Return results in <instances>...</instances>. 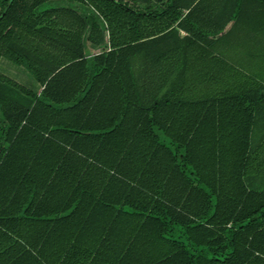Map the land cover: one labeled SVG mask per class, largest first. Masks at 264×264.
Listing matches in <instances>:
<instances>
[{"label":"trees","instance_id":"obj_1","mask_svg":"<svg viewBox=\"0 0 264 264\" xmlns=\"http://www.w3.org/2000/svg\"><path fill=\"white\" fill-rule=\"evenodd\" d=\"M250 8L264 12V0H0V60L41 86L0 71V254L238 264L245 248L225 242V225L250 220L253 197L264 205V191L245 182L250 100L264 86L233 90L212 107L220 145L191 146L202 137V115L197 135L171 133L170 93L159 97L153 83L159 52L173 48L180 28L191 36L177 46L187 48L186 40H210ZM106 30L110 49L88 56ZM251 235L243 229L234 240Z\"/></svg>","mask_w":264,"mask_h":264},{"label":"crops","instance_id":"obj_2","mask_svg":"<svg viewBox=\"0 0 264 264\" xmlns=\"http://www.w3.org/2000/svg\"><path fill=\"white\" fill-rule=\"evenodd\" d=\"M263 13V11L251 8L245 9L241 14L240 22L232 21L220 33L208 36L210 40L195 39L194 37V41L186 40V46L192 43L187 48L177 46L178 43L183 44L184 38L191 36L180 28L176 38L171 41L173 48L170 50H168V47L161 48L159 52L161 57L155 63V71L160 76L154 80L153 84L155 87L161 88L159 97H163L165 93H170L172 107L170 117L171 120H174V123L171 124V133L175 135L189 133L197 135L198 132L192 129L194 128L193 125L196 119L201 118V115L203 118L202 137H197L196 140L193 138L192 144L188 145H220L222 142L218 140L221 139L219 135L224 132L219 131L217 137H211L210 118L212 113H216L214 106L218 104V106L223 107L228 101L227 94H230L233 90L259 87L260 84L264 86V21L259 20L264 19ZM104 36L105 39L101 45L87 46L88 56L110 49L108 30L104 32ZM4 64L9 66L6 61ZM11 68L12 70L21 69L18 66H12ZM142 68L143 65H140L139 69ZM148 81L144 82L147 83ZM27 87L41 90L39 83L36 88ZM255 98L253 101L250 100L254 105L256 121L251 130L252 158L250 173L246 176L245 182L248 183L253 192L260 195L264 191V96L257 95ZM157 132L161 136L164 135L161 128H158ZM255 210L256 214L254 215ZM67 211L57 215L52 214L53 218L52 216L48 217V214L41 217L49 220L57 219L71 213ZM249 211L254 216L250 220L236 224L230 222L225 225V235L229 236V239L225 242L228 241L233 248H245L241 250V253L235 254L238 264H264V205L259 207L258 198L253 197ZM252 220H256V223L249 224ZM46 224L48 223L43 224V226ZM248 225L251 226L247 227ZM243 229L251 231L250 238H236L234 240V235ZM45 230L44 228L41 230L44 238L41 240L35 239L36 242L33 245H37V247L44 246L43 241L48 236L47 233H44ZM50 230H52L51 225L49 230L46 231ZM260 232L261 236L259 237ZM56 244L55 246H61L60 240ZM27 246H30V244ZM33 252L32 255L18 254L12 256L11 254L7 256L0 254V264L108 263L107 259H99L95 256L39 255L34 249ZM228 257L230 256H220V259L225 260Z\"/></svg>","mask_w":264,"mask_h":264},{"label":"rangeland","instance_id":"obj_3","mask_svg":"<svg viewBox=\"0 0 264 264\" xmlns=\"http://www.w3.org/2000/svg\"><path fill=\"white\" fill-rule=\"evenodd\" d=\"M55 4L62 5V4H65V3L63 1H58ZM46 5L50 6L51 3H48ZM5 61L9 64V66L4 64ZM10 66L11 67L12 66H18L21 69L12 70V68ZM0 71L5 73L9 77L17 80L18 82H22V83H24L27 86H30L32 88H36L37 85H38L37 81L34 79V77L31 75V73L26 68H24L22 66H19V65L15 64V63L9 61L8 59H2L1 60V62H0Z\"/></svg>","mask_w":264,"mask_h":264}]
</instances>
